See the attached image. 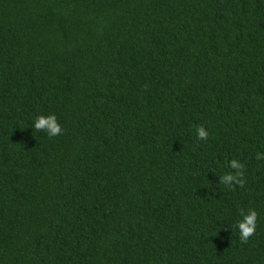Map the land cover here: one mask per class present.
I'll list each match as a JSON object with an SVG mask.
<instances>
[{
    "label": "trees",
    "instance_id": "16d2710c",
    "mask_svg": "<svg viewBox=\"0 0 264 264\" xmlns=\"http://www.w3.org/2000/svg\"><path fill=\"white\" fill-rule=\"evenodd\" d=\"M257 152L264 0H0V264H264Z\"/></svg>",
    "mask_w": 264,
    "mask_h": 264
},
{
    "label": "clouds",
    "instance_id": "9594fccd",
    "mask_svg": "<svg viewBox=\"0 0 264 264\" xmlns=\"http://www.w3.org/2000/svg\"><path fill=\"white\" fill-rule=\"evenodd\" d=\"M32 128H34L36 131L45 132L49 138L59 136L62 133L61 125L54 113H49L47 115H37L32 122ZM208 135V131L203 126L196 128L197 139H207ZM256 158L257 160H264V152H257ZM229 167L231 169H235L236 171L228 172L222 175L220 177V182H222L228 188H231L234 184L242 185L244 183L243 170L245 165L238 159L233 158L229 162ZM256 223L257 212L255 210L251 208H249L247 211L241 210V218L236 221L234 225L241 242L246 243L248 239L254 235L256 231ZM231 227L233 228V225H231Z\"/></svg>",
    "mask_w": 264,
    "mask_h": 264
}]
</instances>
